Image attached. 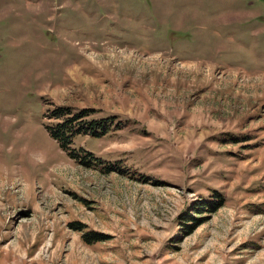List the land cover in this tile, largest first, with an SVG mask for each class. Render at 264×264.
Instances as JSON below:
<instances>
[{"label":"rangeland","instance_id":"obj_1","mask_svg":"<svg viewBox=\"0 0 264 264\" xmlns=\"http://www.w3.org/2000/svg\"><path fill=\"white\" fill-rule=\"evenodd\" d=\"M0 264H264V0H0Z\"/></svg>","mask_w":264,"mask_h":264},{"label":"trees","instance_id":"obj_2","mask_svg":"<svg viewBox=\"0 0 264 264\" xmlns=\"http://www.w3.org/2000/svg\"><path fill=\"white\" fill-rule=\"evenodd\" d=\"M59 110L61 111L62 109L59 108ZM67 112H69V111L67 110ZM60 114H61V112L58 113L57 118L60 117ZM82 114L83 113L81 112V114H79V115L76 114L73 117H69L66 120H62V121L58 122L57 123V129L51 131L52 136L58 140L60 138L59 136L61 135V133H64V132L69 133L68 138H70L71 135L76 134L78 132H83V133L88 132L91 135H98L99 132L97 131V126H99L101 124V121H103V120L102 119H95L92 121H85L82 118V116H83ZM79 118H81V119H79ZM74 123L79 124L78 127ZM85 126H91V127L86 128ZM74 128H76V129H74ZM60 146L64 149H67V146H65V144L63 142H60ZM70 154L72 156V153H70ZM108 170H110V169H108ZM217 195L220 196V194H217ZM222 204H223V201H222L221 196H220V200H218L217 202L208 203L207 205H202V207H198V208H200V210L202 208H204L203 210H208L209 212H211V211L217 210L219 207L222 206ZM204 206H207V207H204ZM185 220H187V219L185 218ZM201 223H202V221L200 220V221L192 224L193 226L190 225L191 229H188V232H192V230H194V228L197 227ZM184 224L188 225L186 223H184ZM76 228H77L76 230L81 231V230H83L84 225H79ZM82 238L85 240V242H93V241H97V240H102L103 235L96 234L95 232H92V231H87V232H84L82 234Z\"/></svg>","mask_w":264,"mask_h":264}]
</instances>
